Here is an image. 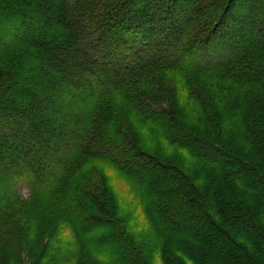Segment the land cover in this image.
<instances>
[{"label":"trees","instance_id":"16d2710c","mask_svg":"<svg viewBox=\"0 0 264 264\" xmlns=\"http://www.w3.org/2000/svg\"><path fill=\"white\" fill-rule=\"evenodd\" d=\"M1 33L17 41L0 58V169L12 183L60 199L93 157L141 185L171 249L196 264H264V0H0ZM156 135L164 145L148 144ZM99 172L70 188L64 211L82 229L113 224L97 241L140 264ZM6 210L0 264L25 248L30 222ZM48 241L30 264H44ZM87 249L79 263L95 264Z\"/></svg>","mask_w":264,"mask_h":264},{"label":"rangeland","instance_id":"374dc122","mask_svg":"<svg viewBox=\"0 0 264 264\" xmlns=\"http://www.w3.org/2000/svg\"><path fill=\"white\" fill-rule=\"evenodd\" d=\"M15 41L16 38L13 35L0 34V58L11 50L10 47ZM22 44L21 41V44L18 45L22 46ZM23 45V48H25L26 45ZM128 119L136 122L134 116H129ZM154 131V128L148 125L140 133L146 134L150 132L154 134ZM154 143L164 145L165 141L156 135L155 138L148 141L150 145ZM98 172L106 177V184L114 197H112L114 208L123 219V226L130 234L132 241L127 251L135 250L139 254L138 263L170 264V259L168 260L166 257H176L179 260H174L176 264H196L186 252H180V244L172 242L171 244L174 247L171 249L156 234L146 213L150 199L143 193L141 185L137 184V181L125 178L124 175L119 174L107 162L93 157L82 158L77 163L70 178L68 176L66 181L68 186L66 189H69V191L65 194L66 189L62 188L59 192L61 194L60 199L54 196L53 188L39 187L33 189L24 183H12L7 178L6 172L0 169L1 209L7 211L6 208L9 210L13 208L10 213L16 223L18 218L23 217L24 214L30 218L29 228L26 226L25 231L22 232V234L25 232V239L22 245L25 248L17 251L15 257L9 258L11 261H6L4 264H30V260L41 253L39 243L46 240H49L48 251H43L41 255L44 264H80L79 262L82 261L83 257L78 258L79 253H82L86 247L88 249L84 253H91L90 256L92 258H89V261L96 258L98 261L95 264H124L116 258L118 254L114 253L109 243L97 241L99 233L107 234L111 231L113 236L117 234L116 227L113 224L107 223L108 227L93 225L87 229H82L80 222L76 219H71L69 214L64 211V208L67 205H71L73 201L74 194H72L70 188H75L81 181H87V179L93 178L94 175L99 176ZM88 182L90 183V181ZM16 195L20 201H23L17 204L22 206L23 210L13 203ZM3 217L0 216V221L3 220ZM18 231L19 229H15V234L13 235L18 236ZM143 239H146L148 243L143 245L141 243ZM133 244L136 246H133ZM9 247L8 250H5L6 253H9L13 248L12 245H9ZM141 248L142 251L140 250Z\"/></svg>","mask_w":264,"mask_h":264}]
</instances>
